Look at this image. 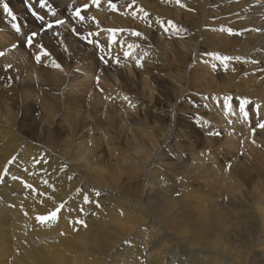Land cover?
I'll return each instance as SVG.
<instances>
[{
    "label": "bare ground",
    "instance_id": "obj_1",
    "mask_svg": "<svg viewBox=\"0 0 264 264\" xmlns=\"http://www.w3.org/2000/svg\"><path fill=\"white\" fill-rule=\"evenodd\" d=\"M1 1L3 7L8 6L9 12H12L11 8L14 6L21 7L20 0ZM89 1H87L88 10H81L80 15L83 14V20L74 16L70 8L73 6L72 9H76L86 4L85 0H73V2L61 0L63 7L59 10L64 13L71 11L68 17L72 19V26L76 29H84L86 26L106 29V26L116 25L115 29L121 30L113 35L107 34L109 44L112 36L120 35V37H117L115 44H112L113 48L108 45L107 53L111 52L110 57H112L110 60L105 57L107 65L98 64L104 69L103 79L107 83L109 80L114 79L115 82L118 80L115 84H119L118 87L126 94L123 96V101L128 99L129 94L138 98L133 92L134 87L131 89L129 86L132 80L124 78L121 71L116 70L119 61H116L117 65H114V62L119 55H113L114 48L118 51L120 48H125L126 42H123L125 39L123 38L122 41L121 38L122 36L126 38V32L130 35L133 30L129 31V24L125 26L127 23L125 17H120L114 12H107L108 14L105 15L102 14L103 10L100 12L109 0H100L99 6ZM185 1L193 9L191 12V8L190 11L184 8L186 11L180 16L182 21L178 19L181 9L176 5L172 8L163 6L170 10L167 12L173 17L170 21L174 28L169 26L168 17L166 18L168 21H159L161 15L159 19L156 17L158 20L152 19L155 16L151 19L145 18V21H150L147 23L138 21L140 18L137 12L132 16L131 21L135 30L140 33L142 42L148 47L154 44L156 46L154 48H157L159 53L164 52L165 57H168L169 53L177 56L183 54L185 57L194 52L193 65L194 62L196 65L191 71L189 70V78L198 73L204 80L202 84L197 80L194 81L198 86L190 83L191 86H184L182 80L186 79V71L173 76L177 86L173 83L176 87L172 94L164 89L166 84L163 87L161 83L163 81L160 82L155 76L148 78L149 72L141 73L140 78H137L139 82L135 80L139 84H137L139 87L135 85L136 92L145 89L148 94L159 88V92L166 96L165 101L170 103L168 107L173 106V112L156 114L152 109H159L157 111L160 112L163 103L159 100L155 102L151 100V103H148L151 109L147 107V111H143V118L135 117L126 112L125 107L121 112L117 108L114 109L111 102H101L98 92L93 91L91 93L93 95L90 94L87 98L88 86L76 90L81 92V96H74L69 92H63L60 96L54 95L51 92L53 85L49 83L55 85L61 82L65 78L63 74L59 72L50 76L48 74L49 78L46 80L49 82L44 83L41 76L45 78L47 74L44 75V72L40 73L41 71L38 73L36 67L22 65L23 60L20 59L23 57L19 54V46L22 43H17L16 48L10 50L15 56L11 53L3 55L5 52L2 54L3 56L0 57V264H264V192L260 194L263 199H256L254 202L258 203L255 208L253 207L254 213L252 207L245 204L251 203L247 200L248 187L245 186L247 185L245 182H248L251 190H254L255 182L259 183L260 178L264 177V128L257 127L259 123L264 122V0ZM30 3L46 17H51V21L61 14L57 12L59 14L53 16V13H56L55 8L59 6L55 0H46L43 7L40 0H31ZM88 11L92 13L89 19L84 16ZM7 16L9 19L8 12ZM165 27L168 28L167 32L164 30ZM229 29L233 34H228ZM70 43L68 48L76 53L78 44L74 46L71 41ZM29 47H33V44ZM127 47L129 48V45ZM127 49H122L123 55L128 52ZM216 55L231 59L221 63L214 59ZM125 58L122 57V63ZM129 58L125 65L130 66L132 63L128 62ZM16 60L19 62H13ZM58 61L59 66L66 67L68 58L61 56ZM179 65L178 68H181ZM59 66L52 65L60 71ZM33 79L36 84L32 83ZM126 79L131 83L128 84ZM213 86L217 90L215 93L218 94L219 99H216L218 101L214 99L210 101L206 96L203 104L198 105V101L202 98L200 97L198 101H194V107L196 109L197 106L204 107L208 109L207 113H210L211 108L215 109L217 120L224 125L230 124L229 129L239 133V141L243 146L240 148L237 144L239 141L234 140L237 142L235 145L232 141L233 144L230 146L220 147L217 144L218 147L217 142L210 140L213 138H207L206 147L210 148L205 152L214 151L216 156L210 155L206 159L215 161L216 158H221L224 162L229 156L231 160L228 164L219 167L218 164L222 163H218L217 160L218 164L212 162L213 165L208 166V170L213 174L203 175L201 178L203 185H206L209 191L205 197L196 191L195 195L199 199L196 200L191 196L192 199L189 200L185 198L190 197L191 194L186 197L181 195L190 189L179 186L184 181L180 182L179 171L176 174L169 171L173 165L170 159L164 156L161 147L162 144L169 147L171 143L169 141H173L172 144L180 153L183 150L191 151L197 146L196 144L200 142L198 138L192 140L194 143L186 139L192 136L190 133L187 134V131H192L194 134L190 126V130L188 129L189 124H185L184 119L178 123L172 121V117L178 118L182 109H188L182 101L179 104L175 102L184 94L187 100L189 92L198 93L199 90L208 92ZM231 90L233 93L230 92ZM112 91L115 93L116 90L113 88ZM170 95L174 96L173 101ZM216 95L213 93V97ZM226 98L230 99L226 100ZM241 99L250 101V104L245 106L247 116L239 110ZM36 102L38 109L34 106ZM129 105L127 103L130 109L134 104L130 107ZM207 116L210 117L209 114ZM113 119L116 122H113ZM214 120L212 118L210 121L214 122ZM117 123L120 124L119 127ZM138 126L141 129L137 128ZM86 128L97 133H95L99 139L97 146L100 147L102 141H107V144L105 143L108 145L107 148L100 151L101 146L100 150L96 151L93 148L96 147L95 144L93 147H87L88 141L93 143L94 138L92 137V140L88 136L90 132L87 136L80 133ZM121 131L126 133L122 140L124 146L120 142L122 144L120 147L114 133L118 134ZM102 136L104 139L101 141ZM181 136L184 141L175 142V137L178 139ZM120 139L117 140L121 141ZM228 142L226 141L229 145L231 141ZM119 149L124 150L123 152L120 150L123 155L114 157L112 153ZM239 150L244 153L243 160L235 158ZM106 155L112 157L113 163L108 161ZM178 155L176 154V157ZM180 158L182 157L177 159ZM195 160L198 161L195 170L179 173L186 176L201 171L204 174L203 158ZM125 165H130L128 166L130 169H126ZM85 194L89 197L88 203L84 202ZM57 209L59 212L55 220L43 224L38 222L37 217L48 216ZM77 220L83 223H77ZM126 241L130 242L126 243Z\"/></svg>",
    "mask_w": 264,
    "mask_h": 264
},
{
    "label": "rangeland",
    "instance_id": "obj_2",
    "mask_svg": "<svg viewBox=\"0 0 264 264\" xmlns=\"http://www.w3.org/2000/svg\"><path fill=\"white\" fill-rule=\"evenodd\" d=\"M56 2H57V4L59 5L58 7H56L55 8V10H56V13L54 12L53 13V16L54 15H58L59 13H57V12H61V14H59V15H61V16H59L58 15V17H54L55 18V20L56 19H58V18H66L65 19V21H64V24H61V25H56V26H52L51 28H47V27H45V29L42 27L43 25H45L46 24V22L48 23V22H50L51 21V17H46V15L45 14H43L41 11H39V9L38 8H35L38 12H40L42 15H43V21H44V23L43 22H39V21H36V19H34L31 15H30V13L28 12V8H27V4L25 3V0H20V3H19V5L21 6V7H17V6H14L13 8H11L12 9V14H17L18 16H19V23H20V27H19V29H20V31L19 32H15V33H13L14 31H13V28H12V16H10V18L8 19V16H7V12H5L4 10H3V5H2V1L0 0V34H1V36H0V49L2 50H0V53L1 54H3L4 52V54L3 55H7V54H9V53H11V51L10 50H14L16 47H15V45H17V43H22L21 44V46H19V54L23 57L22 59H20V61L21 60H23L22 62H23V64L22 65H25V66H32V67H36L37 68V71H38V73H39V71H41L40 73H42L43 74V72H44V75H46L45 76V78H43V75L41 76V78L42 79H44L43 81H44V83H47V82H49V81H47L46 79L47 78H49V76L51 75V74H53V73H56V72H59L60 74H63L64 76H65V78H64V80H62L61 82H59V83H56L55 85L54 84H51V83H49V85H53V90L51 91L52 93H54V95H58V96H60V95H62L63 94V92H69L71 95H80L81 96V92L79 93L78 91H76V90H80L81 88L80 87H83L84 88V86H88V90L86 91V97L88 98L89 97V95L91 94V93H93V91H95L98 95H99V100L101 101V102H111L112 103V105H113V107H114V109H116L117 108V110H121V112L124 110V107L126 108V112L128 111L129 113H131V114H133L135 117H140V118H143L142 116L144 115H142V113H144L143 111H147V109L148 108H150L151 109V107H148L150 104H148V103H151V100L152 101H161L162 103H163V106H162V108L160 109L161 111L159 112V111H157V110H159V109H152L153 110V112H155L156 114H158V113H163V112H165V111H168V112H173V106H170V107H168V105L170 104V103H167L165 100V98H166V96L163 94V93H160L159 92V88L158 89H156V88H154V89H156V90H154L153 92H149L148 94H147V90H139V91H135V89L137 88V87H139V86H137V84H138V82H139V78H140V74L141 73H145V72H149V74H148V78H151L152 76H155V77H157L159 80H160V82L161 81H163V82H161L162 83V85H163V87H164V85H165V87H164V89H166V90H168V92L170 93V94H172L174 91V89H175V87L177 86L176 85V81H175V79H173V76H177L178 74H182V72H184V71H186L187 73H186V79L183 81L182 80V82L184 83V86L185 87H187V86H191V85H196V82L194 83V81H196L197 80V82L199 81V84H202V83H204V80L201 78V76L197 73V74H193V75H191L190 77H192L191 79L189 78V70L191 71L192 70V67H194L196 64H195V62H194V65H193V55H194V52L191 54V55H189V54H187L185 57H183V54L182 55H179V56H177V55H172L171 53H169L168 54V57H165V54H163V53H159V51H158V49L157 48H154V47H156L154 44H151V45H149V47H148V45H146L145 43H143L142 42V40H141V38H140V36L138 37V36H134V35H131V33L133 32V31H136L135 30V28L133 27V23L131 22L132 21V16H133V13H134V11H135V14H137V12H138V14H139V20L138 21H142V22H147V21H145V18H150L151 19V17L152 16H155L154 18H152V19H154V20H158L159 18L158 17H160V15H161V17H160V19H159V21H165L166 20V18L170 21H172L173 20V17H172V15H171V13L170 12H167V11H170V10H167L166 8H164L163 6H166V7H168V8H172V7H174V5H176L179 9H181V12L178 14V19H180V16H181V14L182 15H184V11H186V10H189L190 11V8H191V12H192V7H190V4L187 2V1H185V0H180V5L182 6H180L179 4V6L176 4L177 3V0H173V2L170 0V2H169V0H168V2H167V0H129V2H126V1H128V0H122V1H120V0H111V3L112 4H115V10L113 11V9L110 7V5H109V1H107L108 3L103 7V8H101L100 9V12L102 11V14L103 15H105V14H108L107 12H114V13H117L120 17H125L126 19H127V23H125V26L126 25H128L129 26V31L131 32V30H133L131 33H130V35H129V32H126V38L124 37V36H122V38H121V40L123 41V38L125 39L123 42H126L125 44V48L127 49L128 47V45H131L132 47H129L127 50H128V53H129V55L125 58V60H124V62L122 63V57L124 58V56L125 55H123V51L125 50V48H120V50L118 51V49H116V48H114L113 49V51L115 52L113 55H116V54H118L117 56H118V58L116 59L115 58V62L117 61L118 62V69H116L117 71H121V73L123 74V76H124V78H129V79H131L132 80V84H130L131 82L130 81H128L127 79L125 80L128 84H130L129 86L131 87V89H132V87H134V89H133V92H135L136 94H137V97L138 98H136L135 97V95H133V94H129V96H128V99L126 100V101H123V99H124V95H126V94H124V92H123V89H121V88H119L118 87V85L119 84H115V83H117V81L115 82V80L113 79V80H109V83H107L106 82V80H104L103 79V71H104V69H103V67H101V65L100 64H98V63H102L103 65H107V62H106V59H105V57L107 58V60L109 59L110 60V58L112 57H110V55H112L111 54V52H110V54H108L107 53V51H108V45H111V47L113 48V46H112V44H115L114 42L116 41V39H117V37L119 38L120 37V35L118 36V35H115V37H111V39L112 40H110V41H112L110 44H109V42H107V38H108V36L110 35V34H112L113 35V32L111 33L109 30H114L115 28H116V25H114V26H112V27H108V26H106L107 28L105 29V28H96V27H84V29H76V28H74V26H72V19L71 18H69L68 16H69V14L71 13V11H72V14H73V10H74V8L72 9V7L70 8V10H69V12H63V11H60L59 9H62V7H63V5H62V3H61V0H55ZM86 2V4H87V1L88 0H85ZM141 1H142V3H141ZM161 1V2H160ZM164 1V2H163ZM181 1L183 2V3H181ZM31 0H28V2L27 3H29L30 4V6H31ZM71 2H73V0H71ZM146 2H148V4L146 3ZM161 3V5H160V3ZM45 3H46V0H45ZM89 3H91V4H94L93 2H92V0H90L89 1ZM133 3V4H132ZM150 3V4H149ZM172 3V4H171ZM138 5V7L136 6V5ZM154 4V5H153ZM185 5V6H183V5ZM2 5V6H1ZM131 5V7H129ZM158 5H160V6H158ZM120 6V7H119ZM159 8H158V7ZM24 7V8H23ZM108 7V8H107ZM118 8V12H117V8ZM122 7V8H121ZM125 7V8H124ZM153 7H154V9H153ZM14 8H18V10H14ZM110 8V9H109ZM121 9V11H120V9ZM162 8V9H161ZM186 10H185V9ZM105 9H106V11H105ZM146 9V10H145ZM151 9V10H150ZM157 9V10H156ZM184 9V10H183ZM21 10V11H20ZM84 10H88V8L87 9H84ZM108 10V11H107ZM123 10H125V11H123ZM17 11V12H16ZM20 12V14H18L19 12ZM105 11V12H104ZM146 11V12H145ZM21 12H22V14H21ZM25 12V13H24ZM84 12V11H83ZM121 12V13H120ZM141 12V13H140ZM149 12H150V14H149ZM88 14H85L84 16H86L87 17V19H89L91 16H92V13H91V11H88L87 12ZM142 13H145V15L144 14H142ZM154 13V14H153ZM155 13H158L157 15L155 14ZM159 13H161V14H159ZM25 14V15H24ZM81 14V13H80ZM149 14V15H148ZM5 15V16H4ZM65 15V16H64ZM143 15V16H142ZM151 15V16H150ZM27 16V17H26ZM30 16V17H29ZM45 16V17H44ZM81 16H83V14L81 15ZM145 16V17H144ZM149 16V17H148ZM23 17H25L24 19H23ZM142 17V18H141ZM158 19H157V18ZM54 18H52V19H54ZM171 18V19H170ZM174 18H177V17H175L174 16ZM141 19H143V20H141ZM164 19V20H163ZM4 22H3V21ZM26 20V21H25ZM33 20V21H32ZM168 20H166V21H168ZM181 20V19H180ZM35 21V22H34ZM182 21V20H181ZM148 22H150V21H148ZM147 22V23H148ZM5 23V24H4ZM7 23V24H6ZM43 23V24H42ZM68 23V24H67ZM131 23H132V25H131ZM100 24H102V22L100 23ZM4 26V27H2V26ZM6 25V26H5ZM10 25V26H9ZM22 25V26H21ZM62 26V27H61ZM68 26V27H67ZM72 28H71V27ZM130 26H131V28H130ZM6 27V29H4ZM8 27V28H7ZM132 27H133V29H132ZM92 28V29H91ZM10 29V30H9ZM88 29H90L89 31H87ZM98 30V33H97V30ZM131 29V30H130ZM3 30V31H2ZM102 30V31H101ZM103 30H104V33L105 32H107V33H103ZM127 30V29H126ZM5 31V32H4ZM8 31V32H7ZM13 31V32H12ZM22 31V32H21ZM128 31V30H127ZM32 32H37V36L35 37V38H33V41H32V44H33V47H29V46H31V45H26L25 43H26V41H25V39H26V36H28V35H31V33ZM83 32V33H82ZM137 32V31H136ZM7 33V34H6ZM22 33V34H21ZM64 33V34H63ZM70 33V34H69ZM88 33V34H87ZM102 33V34H101ZM110 33V34H109ZM117 33V32H116ZM3 34V35H2ZM78 34V35H77ZM86 34V35H85ZM90 34V35H89ZM104 34V35H103ZM107 34H109L108 36H107ZM4 35H6V36H4ZM9 35V36H8ZM67 35V36H66ZM77 35V36H76ZM102 35V36H101ZM3 36V37H2ZM66 36V37H65ZM81 36L83 37V36H85L84 37V39H86V40H84V39H81ZM6 37V38H5ZM8 37V38H7ZM86 37H88V38H86ZM106 37V38H105ZM135 37V38H134ZM5 38V39H4ZM11 39V41L13 42V43H15V44H13L11 41L9 42V40ZM67 38V39H66ZM114 38H115V40H114ZM77 39H78V41L79 42H77ZM129 39V40H128ZM137 39V40H136ZM6 40V41H5ZM16 40V41H15ZM59 40V41H58ZM72 42V44L74 45V44H78V46L77 45H74V46H77L76 47V53H74V52H72L69 48H68V44H71L70 43V41ZM89 40H91L92 42L91 43H89L88 41ZM103 40V41H102ZM114 40V41H113ZM162 40V39H161ZM131 41V42H130ZM135 41V42H134ZM7 42V43H6ZM97 42H99V46H97ZM106 42H107V44H106ZM130 42V43H129ZM135 43V44H134ZM138 45H137V44ZM140 43H142V45H140ZM3 44V45H2ZM9 46H8V45ZM10 44H12V45H10ZM85 44L86 45H88V46H85ZM105 44V45H104ZM143 44L144 45H146V46H143ZM37 45H40V47H37ZM93 47V48H92ZM106 47V49H104ZM119 47V46H118ZM117 47V48H118ZM134 47V48H133ZM139 47V48H138ZM145 47V48H144ZM5 48V49H4ZM14 48V49H13ZM122 49H124V50H122ZM156 49V50H155ZM8 50V51H7ZM93 50V51H92ZM116 50V51H115ZM6 51H7V53H6ZM94 51H95V53H94ZM45 53H47V55H45ZM12 54V53H11ZM50 54V55H49ZM134 54V55H133ZM160 54V55H159ZM3 55H1V56H3ZM49 55V56H48ZM145 57H144V56ZM0 56V57H1ZM12 56H15L14 54H12ZM37 56H39L40 57V59H39V61H37V59H36V57ZM46 56V57H45ZM67 57L68 58V63H67V65H65L66 67H62V66H59L60 65V63H59V61H58V59L60 58V57ZM130 56H132L131 58H129ZM172 57H173V59H174V62H173V59H172ZM127 58H129L128 60H130V61H128V62H132V63H130V66H128V65H125L127 62ZM146 58V59H145ZM148 58V59H147ZM182 58V59H181ZM47 59H48V61H47ZM184 59H186L185 61H184ZM43 60V61H42ZM139 60V63H140V66H137L136 64H137V61ZM47 61V62H46ZM135 61V62H134ZM13 62H15V63H18L19 62V60H16V61H13ZM115 62H114V65H117V62H116V64H115ZM177 62V63H176ZM59 65H58V64ZM109 63H111V61L109 62ZM190 63V64H189ZM57 65V66H59V68H60V71H58V70H56L55 68H53L52 67V65ZM179 64H181V65H179ZM47 65V66H46ZM131 65H132V68H131ZM178 65H179V67H181V68H178ZM189 65V66H188ZM183 66V67H182ZM115 67V66H114ZM117 67V66H116ZM191 67V68H190ZM136 68V69H135ZM130 69H132V70H130ZM100 70V71H99ZM103 70V71H102ZM116 70H111L112 72H115ZM130 70V71H129ZM136 70V71H135ZM188 70V71H187ZM89 71H91L89 74H86V72H89ZM107 71H109V70H107ZM140 71V72H139ZM176 72V73H175ZM193 72V71H192ZM191 72V73H192ZM95 73V74H94ZM136 73V74H135ZM48 74H49V76H48ZM137 74H138V76H137ZM127 77H126V76ZM101 76H102V78H101ZM214 78H216V75L214 74ZM85 77V78H84ZM193 77H194V79H193ZM197 77H198V79H197ZM90 78V79H89ZM138 78V79H137ZM188 78H189V81H188ZM196 78V79H195ZM200 78H201V80H200ZM85 80H87V82L85 81ZM135 80H137V81H135ZM193 80V81H192ZM203 80V81H202ZM30 81V80H29ZM32 81V83L33 84H36V82L34 81V79L33 80H31ZM47 81V82H46ZM135 81V82H134ZM106 82V83H105ZM186 82V83H185ZM105 83V84H104ZM161 83H159L160 85H161ZM173 83H174V85H176V86H174L173 85ZM191 85H190V84ZM62 84V85H61ZM80 84V85H79ZM131 85H133V86H131ZM137 87H136V86ZM139 85V84H138ZM196 86H198V83H197V85ZM168 87V88H167ZM79 88V89H78ZM82 88V89H83ZM110 88V89H109ZM113 88H114V90H116V91H114L115 93H113ZM215 88V86H213V88L211 89V91H208V92H204V91H198V93H194V92H189V95H188V97H187V100H185V94H184V96L183 97H181V98H178L177 100H176V102L175 103H177V104H179L181 101H182V103H184V104H186L187 105V108L188 109H182L181 111H180V113L178 114V118H176L177 119V121H176V119H175V117H172V121L173 120H175L174 122H176V123H178V121H180V120H182V119H184L185 121H184V123L185 124H189L187 127H188V129L190 130V127L193 129V131H194V134H193V132L192 131H187V134L188 133H190L192 136H190L189 138H186L187 139V141L188 142H192V143H194L192 140H197V138H198V140H200V142L199 143H197L196 145V149L195 148H193L191 151H187V150H183L182 152H180V153H178V151H177V149L174 147V145L172 144L173 143V141H169V142H171L170 143V146L168 147V146H166L165 144H164V146H163V144H162V152H164V156L165 157H167V158H169L170 159V161L172 162V167L171 168H169V171L170 172H172L173 174H176V172H180V171H192V170H195V168L197 167V163H198V161H196L195 159H197V158H200V159H202L203 158V164H204V167H203V169H204V174H203V172H199V173H192V174H190V175H186V176H184L183 174H180L179 172H178V174H179V176H180V182L181 181H184L183 182V184H179V186H185V187H187V188H189L190 190L189 191H186L185 193H183V195H181V196H183V197H186V196H188V195H190V197H188V198H185V199H189V200H191L192 198H191V196L194 198V199H199V198H197L196 197V191L197 192H199L200 193V195L202 196V197H205V194L209 191V189H208V187L206 186V185H203V183H202V181H201V178L203 177V175H205V176H208V175H211V174H213V173H211V172H209V170H208V166H210L211 164H212V162H216V160H217V162L218 163H222V164H218L217 162V164H218V167H219V165L220 166H224L225 164H228L229 163V160H231V157H229L228 156V159H225V161L223 162L222 161V159L221 158H219V159H221V161L219 160V159H217L216 158V160L215 161H212L211 159H206L207 158V156H210V155H213V156H216V153H214V151L213 152H211L210 153V151L208 152V150H207V152H205L206 151V149H208V148H210V147H206L207 145H206V141L205 140H207V138H213V139H210V140H212V141H214V143H216V146H218L217 144H219V146L221 147H226V146H230L231 144H233V142L232 141H234V140H236V141H239L240 139H239V133L238 132H236V131H234V132H232V130L231 129H229V126H230V124H225L224 125V123L223 122H219L218 120H217V118H216V111H215V109H213V108H211L210 109V113H207V110L208 109H205L204 107L203 108H199V106H197V109H196V107H194V101H198V99L200 98V97H202V98H200V100L198 101V105H200L201 103L203 104V102H204V100L203 99H206V96H207V98H209V100L210 101H213V99L217 102L218 100H216V99H219L218 98V94L216 95V93H217V90L216 89H214ZM158 90V91H157ZM89 91V92H88ZM147 91V92H146ZM118 92V93H117ZM196 92V91H195ZM216 92V93H215ZM230 92H232V90L230 91ZM142 93V94H141ZM193 95H192V94ZM204 93V94H203ZM210 93V94H209ZM213 93H214V95H216V97L214 96L213 97ZM233 93V92H232ZM108 94V95H107ZM115 96H114V95ZM119 94V95H118ZM145 94L147 95V96H145ZM152 94H153V96H152ZM158 94H160L159 96H158ZM93 94H91V96H92ZM121 95H122V97H121ZM142 95V96H141ZM144 95V96H143ZM200 95V96H199ZM203 95V96H202ZM210 95V96H209ZM149 96H150V98H149ZM170 96H172V95H170ZM195 96H196V98H195ZM112 97V98H111ZM116 97V98H115ZM131 97H132V99H131ZM141 97V98H140ZM153 97H154V99H153ZM156 97H160L159 99L158 98H156ZM162 97V98H161ZM205 97V98H204ZM122 98V99H121ZM192 98V99H191ZM115 99V101H113V100ZM135 99V100H134ZM144 99V100H143ZM171 101H173V99H174V96H172L171 98ZM194 99V100H193ZM212 99V100H211ZM96 100H97V98H96ZM108 100V101H107ZM118 100H120V101H118ZM192 100V101H191ZM202 100V101H201ZM82 101H83V99H82ZM138 101V102H137ZM141 101L143 102V103H141ZM165 101V102H164ZM187 101V102H186ZM35 102V101H34ZM115 103V104H114ZM117 103V104H116ZM125 103V104H124ZM127 103H128V105H129V107L130 106H132V104H134L133 105V108L131 107L130 109L128 108V106H127ZM172 103V102H171ZM190 103H191V105H190ZM122 105V106H121ZM123 105H125V106H123ZM35 109H38L37 108V106H38V103L36 102L35 103ZM148 107V108H147ZM195 109H194V108ZM128 109V110H127ZM134 111H133V110ZM202 109V110H201ZM195 110V111H194ZM197 110H198V112L200 113H198L197 112ZM204 110V111H203ZM213 111V112H212ZM201 112H203V113H201ZM206 112V113H205ZM216 113V114H215ZM199 114V115H198ZM207 114H209L210 115V117H208L207 116ZM212 114V115H211ZM176 115V114H175ZM200 115H201V117H200ZM203 115V116H202ZM214 116H215V120H214ZM213 118V120H214V122L213 121H210V120H212V118ZM200 118V119H199ZM211 118V119H210ZM206 119H208V120H206ZM188 120V121H187ZM190 120V121H189ZM218 121L217 123L215 122V121ZM113 122H116V120L115 119H113ZM211 123H212V125H211ZM218 123H220V124H218ZM167 124V123H166ZM194 124V125H193ZM214 124H216V125H214ZM192 125V126H191ZM197 125V126H196ZM219 125H221V126H219ZM117 126L119 127L120 126V124L119 123H117ZM190 126V127H189ZM228 126V127H227ZM194 127V128H193ZM137 128H139V129H141V127L140 126H138ZM225 128V129H224ZM172 129H173V127H172ZM195 129L197 130V131H195ZM216 129V130H215ZM222 129V130H221ZM167 130H168V127H167ZM214 130H215V132H214ZM228 130V131H227ZM122 131H124V130H122ZM119 132L118 134L117 133H114V135L115 136H117V138H116V141H117V143H118V145L121 147L122 146V144H123V142H122V140H123V138H124V136L123 135H125V133H126V131L125 132ZM131 131V130H130ZM207 131V132H206ZM211 131H213V132H211ZM217 131V132H216ZM224 131V132H223ZM88 132H90V134L88 133ZM149 132H151L150 130H149ZM170 132H172V130H170ZM230 132V133H229ZM80 133H84V135L86 134V136L88 135V136H90L91 138L93 137L94 138V142L93 143H91L90 141H88V143H87V145H89V146H87V147H89L90 148V146H94V144L96 145V147H93L96 151L97 150H100V147H101V150L100 151H102V150H104V148H107V146L108 145H106L107 144V141H102V139H104V137L102 136L100 139H101V145H100V147L99 146H97V145H99V139H98V135H97V137H96V132H92V131H89V130H87V128L86 129H83V130H81V132ZM96 133V134H95ZM124 133V134H123ZM173 133V132H172ZM212 134V135H210V134ZM217 133H219V135H217ZM234 133H238V134H234ZM93 134H95V135H93ZM226 134V135H225ZM234 134V135H233ZM199 135V136H198ZM230 135H232V136H230V138H229V136ZM237 135V136H236ZM95 136V137H94ZM120 137L122 138V139H120ZM204 137V138H203ZM205 137H206V139H205ZM228 137V138H227ZM238 138V140H237V138ZM87 138V137H86ZM93 138H92V140H93ZM97 139V141H96V139ZM193 138V139H192ZM120 139L121 141H118V140ZM179 139V140H178ZM177 139V137H175V142H183L184 141V139L182 138V136L180 137V138H178ZM189 139H191V140H189ZM216 139H217V141H216ZM229 139V140H228ZM220 140V141H219ZM224 140L225 142H222V141ZM78 141V140H77ZM77 141H76V143H77ZM96 141V142H95ZM201 141H203V142H201ZM226 141L229 143V145L226 143ZM236 141H234V144L233 145H235V143H237ZM253 141V140H252ZM120 142H122V144L120 143ZM96 143H98V144H96ZM106 143V144H105ZM211 143V142H210ZM224 143H226V145L224 144ZM93 144V145H92ZM184 144L185 145H187V143H185L184 142ZM200 144V145H199ZM205 144V145H204ZM221 144V145H220ZM224 144V145H223ZM237 144H239V147L241 148L243 145H242V142L240 143V141H239V143H237ZM123 146H124V144H123ZM204 146V147H203ZM211 146V145H210ZM218 146V147H219ZM99 147V149H97ZM202 147H203V149H205V150H203L202 149ZM103 148V149H102ZM212 149H213V146L211 147ZM244 148V147H243ZM198 149V150H197ZM262 149V151H263V148H261ZM120 150L121 149H119V150H114L115 152H113L112 154H113V156L114 157H121L123 154L122 153H120ZM161 150V149H160ZM107 151V150H106ZM122 152L124 151V150H121ZM194 151V152H193ZM199 151V152H198ZM204 151V152H203ZM240 151V150H239ZM72 150H71V154H72ZM104 152V151H103ZM192 152H193V154H192ZM69 153V154H70ZM120 153V154H119ZM196 153V154H195ZM214 153V154H213ZM70 154V155H71ZM176 154H179L178 155V157H182V158H180V159H177L178 157H176ZM240 154V155H239ZM64 157V156H63ZM108 156L106 155V158H107ZM112 157H108V161L110 162H112L113 163V161H112V159H111ZM235 158H237V159H241V160H243L245 157H244V153L242 152V151H240L237 155H235ZM220 162H219V161ZM208 161H210V163L208 162ZM109 162H107V163H109ZM185 162V163H184ZM106 163V164H107ZM224 163V164H223ZM213 165V164H212ZM107 166H108V164H107ZM126 167V169H128L129 167L128 166H130V165H125ZM130 169V168H129ZM263 176H264V174H263ZM210 182H214L215 183V181H210ZM262 182H264V177L262 178H260V181H259V183H257L256 184V182H255V185H254V190L252 189L251 190V185L248 183V182H245V183H247V185H245V186H247L248 187V189H247V192H246V196H247V200H248V202H251V203H245V201L243 202V203H245V204H248V205H250V207H252V211H253V213H254V208H255V205H258V203H254L255 202V200L256 199H263L262 198V196L260 195V194H262L263 192H264V183H262ZM260 183H261V185H260ZM263 184V185H262ZM256 187V188H255ZM262 188V189H261ZM260 189V190H259ZM259 190V191H258ZM194 191V192H193ZM254 191V192H253ZM214 193H216V191L214 192ZM227 195V194H226ZM174 196H180V195H177V194H174ZM261 197V198H260ZM193 199V200H194ZM244 200H245V198H244ZM238 201V200H237ZM196 202V201H195ZM206 203V202H205ZM208 203V202H207ZM237 203H241V202H237ZM254 207V208H253ZM256 212V211H255Z\"/></svg>",
    "mask_w": 264,
    "mask_h": 264
},
{
    "label": "snow or ice",
    "instance_id": "obj_3",
    "mask_svg": "<svg viewBox=\"0 0 264 264\" xmlns=\"http://www.w3.org/2000/svg\"><path fill=\"white\" fill-rule=\"evenodd\" d=\"M27 2H28V0H25V3H26V4H27ZM92 2H93L94 4H96L97 6H99V2H100V0H92ZM44 3H45V0H40L41 7H43ZM177 3L179 4V3H180V0H177ZM109 5H110V7H111L113 10H115V4H112V3H111V0H109ZM129 7H131V5H130ZM83 8H84V9H87V8H88V5L85 4V5L83 6ZM3 10H4L5 12H8V15H9V16H12V13L8 11V6H7V5H4ZM81 10H82L81 8H76V10L73 12V15L76 16V17H79L81 20H83L84 17L80 15ZM33 15H35V13H33ZM133 15H135V13H133ZM12 18L15 19L14 16H12ZM41 19H42V17H41ZM56 24H57V25L64 24V21L58 19V20H56ZM52 26H53L52 24H49V25H48V28H51ZM169 26H170V27H173V28L175 27L174 25H172V22H171V21H169ZM13 27H16V26L13 25ZM17 30H18V29H17ZM164 30L167 32V31H168V28L165 27ZM109 31L115 33V32H119V31H121V30H119V29H114V30H109ZM228 34H229V35L233 34L231 29L228 30ZM132 35H134V36H139L140 33H139V32H136V31H133V32H132ZM35 36H36V33H32V34L28 37L27 43H28L29 45L32 44L33 37H35ZM81 39H84V37H81ZM88 42L91 43L92 41L89 40ZM111 42H112V41H110V43H111ZM97 46H99V42H97ZM37 47H40V45H37ZM129 47H132V46L129 45ZM45 55H47V53H45ZM124 55H125V57H127V56L129 55V53L126 51V52L124 53ZM210 55H211V54H210ZM36 59H37V61H39L40 57L37 56ZM214 59L219 60L221 63H224V61H227V60H229V59H231V58H230V57H227V56L221 57V56L216 55V56H214ZM237 59H238V58H237ZM137 66H140L139 60L137 61ZM227 99H230V98H226V100H227ZM248 104H250V101H248V100L241 99V100L239 101V110H240V112L244 113L245 116H247V113L245 112V106L248 105ZM256 107H258V106H256ZM257 127L264 128V122L259 123V124L257 125ZM217 135H219V133H217ZM9 163H11V161H9ZM36 163H40V161H36ZM69 179H71V177H69ZM45 183H47V181H45ZM26 187H29V188H30L31 185H26ZM83 199H84V202H85V203H88V202H89V197H88L87 194L84 195V198H83ZM57 212H59V209H57L56 211L51 212L50 215H48V216H39V217H37V220H38V222H40L41 224L46 223V222L49 221V220H55L56 217H57ZM76 222H77V223H83V221H80V220H77ZM128 242H130V241H126V243H128Z\"/></svg>",
    "mask_w": 264,
    "mask_h": 264
}]
</instances>
